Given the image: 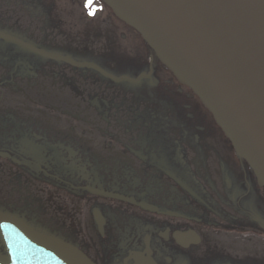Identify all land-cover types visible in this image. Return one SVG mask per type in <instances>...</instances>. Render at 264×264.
<instances>
[{
	"label": "flooded vegetation",
	"instance_id": "flooded-vegetation-1",
	"mask_svg": "<svg viewBox=\"0 0 264 264\" xmlns=\"http://www.w3.org/2000/svg\"><path fill=\"white\" fill-rule=\"evenodd\" d=\"M0 34V212L96 264H264V189L106 5L0 0Z\"/></svg>",
	"mask_w": 264,
	"mask_h": 264
},
{
	"label": "water",
	"instance_id": "water-1",
	"mask_svg": "<svg viewBox=\"0 0 264 264\" xmlns=\"http://www.w3.org/2000/svg\"><path fill=\"white\" fill-rule=\"evenodd\" d=\"M101 1L191 90L264 188V0ZM0 240V264H96L77 245L9 213L0 212Z\"/></svg>",
	"mask_w": 264,
	"mask_h": 264
},
{
	"label": "rangeland",
	"instance_id": "rangeland-1",
	"mask_svg": "<svg viewBox=\"0 0 264 264\" xmlns=\"http://www.w3.org/2000/svg\"><path fill=\"white\" fill-rule=\"evenodd\" d=\"M77 241L82 245V243H83V240L82 239H78Z\"/></svg>",
	"mask_w": 264,
	"mask_h": 264
}]
</instances>
